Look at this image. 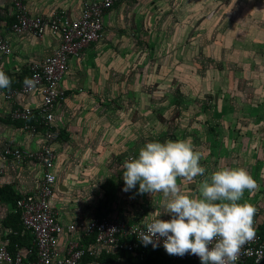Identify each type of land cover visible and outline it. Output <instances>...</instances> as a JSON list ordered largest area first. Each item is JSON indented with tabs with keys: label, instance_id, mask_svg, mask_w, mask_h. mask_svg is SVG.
Masks as SVG:
<instances>
[{
	"label": "rangeland",
	"instance_id": "374dc122",
	"mask_svg": "<svg viewBox=\"0 0 264 264\" xmlns=\"http://www.w3.org/2000/svg\"><path fill=\"white\" fill-rule=\"evenodd\" d=\"M133 2L134 19L114 5L115 24L104 29L89 66L97 83L79 87L61 113L62 166L92 170L97 188L112 180L107 212L133 220L161 211L164 198L138 194V184L125 192L124 162L148 142L191 139L206 172L182 191L198 194L213 171L242 167L260 185L243 200L263 218L264 0ZM74 150L78 166L68 159ZM5 210L0 202V216Z\"/></svg>",
	"mask_w": 264,
	"mask_h": 264
},
{
	"label": "built area",
	"instance_id": "2783aa9c",
	"mask_svg": "<svg viewBox=\"0 0 264 264\" xmlns=\"http://www.w3.org/2000/svg\"><path fill=\"white\" fill-rule=\"evenodd\" d=\"M116 1L81 0L79 15L67 19L62 11L48 16L31 14L26 0H11L6 15L12 20L7 24V31L0 32V70L5 72L4 62L13 53L9 34L30 36L37 42L48 35L57 39V45L48 55L27 59V77L22 83L1 89L3 100L9 104V119L21 123L17 127L30 138L40 135L41 143L35 149L23 148L12 141L0 146V175L8 166L31 164L39 169L36 186L20 193L15 200L22 234L30 236L29 242L15 244L9 250L7 241H0V264H80L84 256L96 258L102 250L127 252L142 260L147 250L158 249L176 263L200 260L191 254H167L162 243L164 238L155 248L151 244L144 246L138 237L139 231L134 230H143L152 217L131 221L108 212L101 216L80 215L63 223L52 203L57 183L56 142L60 135L56 120L64 99L61 82L69 70L71 58L82 59L86 50L102 39L104 18ZM32 96H38L39 101L32 103ZM255 208V238L244 246L236 264L249 260L253 264H264V227L259 229L262 214L260 207ZM159 218L169 220L171 217L161 215ZM63 235L66 241L62 246Z\"/></svg>",
	"mask_w": 264,
	"mask_h": 264
},
{
	"label": "clouds",
	"instance_id": "9594fccd",
	"mask_svg": "<svg viewBox=\"0 0 264 264\" xmlns=\"http://www.w3.org/2000/svg\"><path fill=\"white\" fill-rule=\"evenodd\" d=\"M11 85L10 77L0 70V89ZM204 154L191 139L151 141L138 156L124 162L122 178L125 192L139 185L138 194L162 193V210L139 231L144 246L162 243L167 254L198 256L201 264H236L244 246L256 235L255 206L244 201V193L260 185L247 169L220 167L198 184V194L182 191L184 185L204 177ZM182 182V183H181ZM167 213L169 220L159 217Z\"/></svg>",
	"mask_w": 264,
	"mask_h": 264
},
{
	"label": "crops",
	"instance_id": "0c3cea01",
	"mask_svg": "<svg viewBox=\"0 0 264 264\" xmlns=\"http://www.w3.org/2000/svg\"><path fill=\"white\" fill-rule=\"evenodd\" d=\"M26 2L29 12L36 15L48 16L55 12L62 11L66 15L67 19H71L78 16L81 11V0H26ZM114 5L116 6L115 8H117L116 11L127 10V16H129L130 18L134 17L133 0H124V2L123 0H118L114 3ZM114 5L110 12L104 18V29H106V27H110V24H115L113 19L117 17V14H115L114 12ZM10 7L11 0H0V32L7 31L8 16L6 14L9 13ZM127 8H129V10ZM132 24L133 22L129 23L130 26ZM124 26L126 27L125 24ZM9 37L12 42L13 53L6 58L4 62V68L5 73L16 82L17 79L22 78L25 75V63L27 62V59L48 55L51 50L57 45V39L48 35H46L41 40V42H37L34 38L26 35L24 36L9 34ZM97 44L98 43L92 44L86 50L85 55L82 59L71 58L69 70L61 82L63 94H68V98H70L69 96H73L79 87L85 89L87 87L91 88L92 86L90 85H96V76L95 78L93 75L91 76V69L89 66L91 64V60L93 59L92 55L94 54L95 49L98 48ZM97 86H99V83L97 84ZM1 91L2 90L0 89V146L5 141H12L26 149L37 148L41 143L40 135L30 138L27 134H24L20 131L15 122L9 119L7 114L9 110V104L3 100ZM68 98L66 96L64 97L61 104V110L58 112L59 114L57 116L56 126L59 128L62 126L61 113L62 111H64L65 113L66 108L68 109L70 105L69 102H71V98L69 100ZM38 99V96H32L31 101L35 104L39 101ZM26 102H29V99L26 100ZM56 149L58 155V160L56 162L55 168L57 183L56 193L52 199V203L55 205L59 213L58 215L60 220L63 223H67L76 219L80 215H83L84 217H89L92 215L97 216V214L99 213V207L105 200L104 190L108 187H111L114 192V190L116 189V184L113 183L112 180L105 178L97 188L96 180L91 174L92 170H87L86 172L82 173V171L80 172L81 168H72V170L67 169L65 166H62V159H60L58 153V141L56 142ZM78 152L79 150L68 152V154L71 156L68 159H75L72 163H70L73 164V166H78L77 163L80 164L82 162V160H80ZM79 173H81L82 178L78 177ZM38 176L39 169L35 165L25 164L21 167L8 166L5 172L0 175V188L8 187L17 194L27 192L36 186ZM82 187L84 188L83 190ZM102 197H104V199L100 201ZM0 202L6 206V210L3 212L2 216H0V226H3L5 230V232H3L4 234H0V241H6L7 235L11 232V228L4 226V219L6 215H8V213H10V211L12 210V204H10L9 201L5 200L3 196H1V194ZM99 202L101 203L99 204ZM155 212L158 211L152 210V212L150 211L146 215L144 214L135 216V219L133 220L152 217ZM162 215L169 214L164 213ZM129 220L132 219L129 218ZM65 241L66 235H63L60 240V245L63 246L65 244ZM120 254L121 252L113 253L109 250H102L99 256L96 258L88 255L83 264H140L139 262H136V260L133 259L132 256H119L114 261L109 260L111 256L113 257ZM153 260L155 262H153ZM153 260L150 259L149 263L172 264L162 260L161 258Z\"/></svg>",
	"mask_w": 264,
	"mask_h": 264
},
{
	"label": "trees",
	"instance_id": "16d2710c",
	"mask_svg": "<svg viewBox=\"0 0 264 264\" xmlns=\"http://www.w3.org/2000/svg\"><path fill=\"white\" fill-rule=\"evenodd\" d=\"M12 20L11 17H7V22H10ZM25 75L22 78H19L18 81L16 82L15 80L11 79V85L10 87L13 86H17V84L19 85L20 83H22L26 77L27 74L26 72H24ZM17 126H20L21 123L16 122ZM61 135V134H60ZM59 135V137H60ZM0 194L1 196H3V198L7 201H9L10 204H12V210L10 211V213H8V215H6L5 219H4V226L6 227H10L11 228V232L7 235V246L9 250H12L14 248L15 244H28L30 236L27 233H23L22 234V224H21V220H20V215L19 212L16 210L15 208V200L19 197L20 194L14 193V191H12L10 188L8 187H1L0 188ZM104 194H105V200L104 202L101 203L100 207H99V213L97 214V216L102 215L103 213L108 211V205L111 201V199L114 197L113 194V190L111 189V187L106 188L104 190ZM105 210V211H104ZM133 221V220H131ZM264 227V216L262 218V222L259 226V229H262ZM119 256H127L130 257V255L127 252H122L120 255L117 256H111L109 258L110 261H114L116 260ZM87 258V255L83 257L82 261L80 262V264H83L84 260ZM162 259L164 261H167L169 263H175V264H182V263H176L175 260H173L171 257L166 256L164 253H162L160 250L155 249V250H147V252L145 253V256L142 260L138 259V258H134L136 260V262H139L140 264H155V263H149L150 259ZM153 262H155L153 260ZM183 264H201L200 260H195V261H187ZM242 264H253L251 260L246 261L245 263Z\"/></svg>",
	"mask_w": 264,
	"mask_h": 264
}]
</instances>
